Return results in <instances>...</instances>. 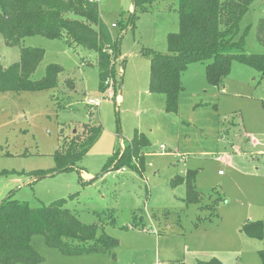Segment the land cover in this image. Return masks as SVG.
<instances>
[{
	"label": "rangeland",
	"instance_id": "1",
	"mask_svg": "<svg viewBox=\"0 0 264 264\" xmlns=\"http://www.w3.org/2000/svg\"><path fill=\"white\" fill-rule=\"evenodd\" d=\"M99 1L120 47L118 82L110 81L105 93L99 90L95 52H74L64 41L41 36L11 46L0 35L2 66L19 62L22 48L35 47L46 54L33 80L43 78L50 64L63 69L55 89L0 92V203L10 195L33 207L68 199L66 208L82 223H97L100 233L119 241L116 257L68 256L36 236L33 244L43 264H197L213 258L223 264H262L263 243L248 237L244 225L264 219V77L234 62L224 86L216 88L207 82L206 64H192L182 75L178 112L169 115L165 95L150 92V64L152 52L167 53L168 35L179 31L178 0H138L136 12L134 0ZM262 17L264 0H256L241 24L242 33L249 29L245 39L252 54H264L257 41ZM90 100L101 103L90 106ZM90 110L101 136L78 168L51 171L62 136L70 141L82 136ZM136 132L150 142L143 167L112 171L109 160L123 153ZM135 164L141 167L142 161ZM188 170L197 171L204 204L221 198L218 217L186 205L185 187L171 184ZM32 171L55 174L35 180L27 175ZM133 215L140 224L142 217L145 229L132 228Z\"/></svg>",
	"mask_w": 264,
	"mask_h": 264
},
{
	"label": "trees",
	"instance_id": "2",
	"mask_svg": "<svg viewBox=\"0 0 264 264\" xmlns=\"http://www.w3.org/2000/svg\"><path fill=\"white\" fill-rule=\"evenodd\" d=\"M256 0H178L179 31L168 35V52H152L149 88L152 93L164 94L165 112L176 115L179 98L184 90L182 75L192 64L204 63L209 85L219 88L232 71L234 62L249 66L264 77V54H252L246 46L248 28L242 33L241 24ZM139 5L134 0V9ZM148 8H144L147 11ZM135 13L133 14V18ZM130 26L132 28L133 19ZM125 28V29H126ZM124 31V30H123ZM0 35L7 45L20 46L27 37L41 36L64 41L74 52L83 48L97 54L99 90L105 93L118 82L116 58L119 42L115 41L109 26L101 15L99 0H0ZM257 41L264 46V17L257 26ZM43 48L21 49L20 60L4 67L0 63V92H39L55 89L62 67L47 66L40 80L32 76L45 58ZM87 64V62H84ZM68 83H73L71 79ZM66 82V83H67ZM74 84V83H73ZM94 112L88 111L89 123L83 125V135L62 136L61 146L54 154L56 167L51 171L63 172L78 168L84 156L102 134L101 125L91 124ZM69 142V143H68ZM149 140L138 132L123 150L108 162L112 171L124 168L139 170L143 167ZM119 154L121 158L118 159ZM142 161V165L135 164ZM140 167V168H138ZM106 169V168H105ZM28 172L32 178L48 174ZM106 173V172H105ZM197 171L188 170L184 176L172 179V185L185 187L186 205L207 209L210 218L218 217L221 198L204 204V197L196 187ZM74 197L71 196L70 200ZM209 195V201L212 199ZM68 199H59L48 205L33 207L28 202L14 200L10 195L0 203V264H43L45 258L35 248L33 239L41 236L47 248L64 255L79 256L93 253H111L116 257L119 241L97 223L84 224L66 208ZM110 224L115 223L113 212ZM141 220L143 221L142 217ZM132 228L145 229L144 223H131ZM245 234L262 241L258 254L264 264V219L244 225ZM197 264H223L219 259L198 260Z\"/></svg>",
	"mask_w": 264,
	"mask_h": 264
},
{
	"label": "built area",
	"instance_id": "3",
	"mask_svg": "<svg viewBox=\"0 0 264 264\" xmlns=\"http://www.w3.org/2000/svg\"><path fill=\"white\" fill-rule=\"evenodd\" d=\"M115 25H113L114 27ZM100 101H97V100H90L87 104L90 105V106H94V107H97L100 105Z\"/></svg>",
	"mask_w": 264,
	"mask_h": 264
},
{
	"label": "water",
	"instance_id": "4",
	"mask_svg": "<svg viewBox=\"0 0 264 264\" xmlns=\"http://www.w3.org/2000/svg\"><path fill=\"white\" fill-rule=\"evenodd\" d=\"M53 174H55V173L48 174V175H42V176L37 177L35 180H40V179H42V178H46V177L51 176V175H53Z\"/></svg>",
	"mask_w": 264,
	"mask_h": 264
},
{
	"label": "crops",
	"instance_id": "5",
	"mask_svg": "<svg viewBox=\"0 0 264 264\" xmlns=\"http://www.w3.org/2000/svg\"><path fill=\"white\" fill-rule=\"evenodd\" d=\"M220 174H221V172H219ZM142 223H143V221H142ZM133 229H137V228H133Z\"/></svg>",
	"mask_w": 264,
	"mask_h": 264
}]
</instances>
